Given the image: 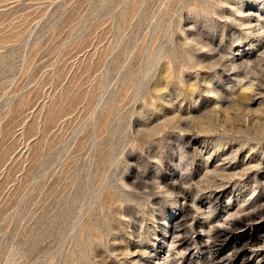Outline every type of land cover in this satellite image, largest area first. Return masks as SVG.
Listing matches in <instances>:
<instances>
[{"label":"rangeland","instance_id":"374dc122","mask_svg":"<svg viewBox=\"0 0 264 264\" xmlns=\"http://www.w3.org/2000/svg\"><path fill=\"white\" fill-rule=\"evenodd\" d=\"M0 264H264V0H0Z\"/></svg>","mask_w":264,"mask_h":264},{"label":"bare ground","instance_id":"6f19581e","mask_svg":"<svg viewBox=\"0 0 264 264\" xmlns=\"http://www.w3.org/2000/svg\"><path fill=\"white\" fill-rule=\"evenodd\" d=\"M238 226H239V225H238ZM241 228H242V227H241ZM233 232H234V231H233ZM230 234H231V233H230ZM224 235H225V234H224ZM222 237H223V236H222ZM225 239H226V238H225ZM246 241H247V240H246ZM253 241H254V240H249L247 244H248V245H251V243H252ZM238 253H239V252H238Z\"/></svg>","mask_w":264,"mask_h":264}]
</instances>
